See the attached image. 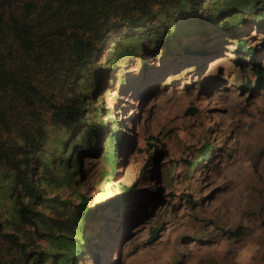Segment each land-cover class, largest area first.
Here are the masks:
<instances>
[{
	"label": "rangeland",
	"instance_id": "rangeland-1",
	"mask_svg": "<svg viewBox=\"0 0 264 264\" xmlns=\"http://www.w3.org/2000/svg\"><path fill=\"white\" fill-rule=\"evenodd\" d=\"M216 1L198 4L201 24L181 12L168 46L147 38L165 18L100 45L85 91L123 136L108 174L104 147L80 154L78 191L102 207L69 264H264V6L210 18Z\"/></svg>",
	"mask_w": 264,
	"mask_h": 264
},
{
	"label": "trees",
	"instance_id": "trees-1",
	"mask_svg": "<svg viewBox=\"0 0 264 264\" xmlns=\"http://www.w3.org/2000/svg\"><path fill=\"white\" fill-rule=\"evenodd\" d=\"M201 1L0 0V264H69L77 255L86 226L102 207L78 191L80 154L96 156L104 147L108 174L123 136L116 121L109 126L101 108L88 102L85 83L94 75L95 54L116 29L142 27L156 18L165 19L147 38L168 46L176 39L181 12L203 23L197 12ZM213 5L210 18L236 8L260 10L264 0ZM136 37L131 36L138 47L144 39ZM238 43L245 56H255L247 38ZM260 76L256 71L257 85L263 86ZM94 140L98 145L91 149ZM64 190L77 194V203Z\"/></svg>",
	"mask_w": 264,
	"mask_h": 264
}]
</instances>
